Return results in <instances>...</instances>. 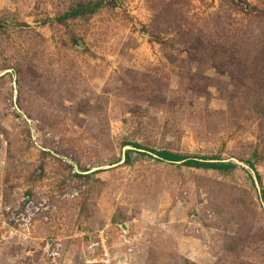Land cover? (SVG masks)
Listing matches in <instances>:
<instances>
[{"label": "rangeland", "instance_id": "rangeland-1", "mask_svg": "<svg viewBox=\"0 0 264 264\" xmlns=\"http://www.w3.org/2000/svg\"><path fill=\"white\" fill-rule=\"evenodd\" d=\"M263 193L264 0H0V264H264Z\"/></svg>", "mask_w": 264, "mask_h": 264}, {"label": "trees", "instance_id": "trees-1", "mask_svg": "<svg viewBox=\"0 0 264 264\" xmlns=\"http://www.w3.org/2000/svg\"><path fill=\"white\" fill-rule=\"evenodd\" d=\"M81 13V11H74L73 16H78ZM128 145H131L135 147L136 150H144V151H149L154 154H156L161 160L169 161V162H182L186 165L189 166H194L198 168H207V169H216L220 171H228L236 167L234 163L231 162H219V161H214L213 158H207V157H194V156H185V155H180L176 153H172L170 151L166 150H151L148 148H145L143 145L138 144V143H129ZM130 150H127L125 153L126 161H129L130 158ZM212 159V160H209ZM264 197V193H263Z\"/></svg>", "mask_w": 264, "mask_h": 264}]
</instances>
